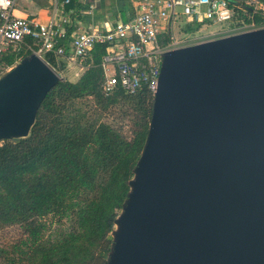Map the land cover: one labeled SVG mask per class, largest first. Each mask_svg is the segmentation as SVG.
Wrapping results in <instances>:
<instances>
[{
  "label": "water",
  "instance_id": "95a60500",
  "mask_svg": "<svg viewBox=\"0 0 264 264\" xmlns=\"http://www.w3.org/2000/svg\"><path fill=\"white\" fill-rule=\"evenodd\" d=\"M63 81L35 53L3 75L0 143ZM153 98L106 264H264V28L164 53Z\"/></svg>",
  "mask_w": 264,
  "mask_h": 264
},
{
  "label": "trees",
  "instance_id": "16d2710c",
  "mask_svg": "<svg viewBox=\"0 0 264 264\" xmlns=\"http://www.w3.org/2000/svg\"><path fill=\"white\" fill-rule=\"evenodd\" d=\"M257 1L264 5V0ZM230 5L235 20L244 11L253 14L251 20H239V25L264 28L263 12L235 2ZM79 8L78 0H70L66 10ZM205 24L189 23L183 32L196 33ZM72 32L73 28L68 29L69 37ZM28 45L1 54L0 68L10 70L33 54ZM107 49V45H97L80 79L60 82L48 94L30 138L0 143V230L17 227L22 231V238L10 249L0 245V264L107 262L115 221L146 143L154 103L145 88L135 95L121 90L104 94L102 62ZM43 59L57 72L66 67L53 52ZM116 107L128 121L124 128L102 120ZM53 220L69 221L70 227L55 238H46Z\"/></svg>",
  "mask_w": 264,
  "mask_h": 264
},
{
  "label": "built area",
  "instance_id": "2783aa9c",
  "mask_svg": "<svg viewBox=\"0 0 264 264\" xmlns=\"http://www.w3.org/2000/svg\"><path fill=\"white\" fill-rule=\"evenodd\" d=\"M19 1L0 0V55L12 47L29 44L28 49L41 58L53 52L59 59L71 58L84 67L97 45H107L108 53L102 62L106 96L118 90L135 95L144 88L151 95L156 94L163 54L181 48L182 41L174 36L175 23L181 17L188 23L213 25L234 22L236 17L230 0H134L137 9L134 19L117 22L111 28L81 29L71 40L69 56L61 45L68 40V31L55 23L43 24L35 19L16 17L14 11ZM64 3L69 4L70 0ZM246 5L255 12H263L264 16V8H260L263 5L257 0H247ZM2 76L0 71V78Z\"/></svg>",
  "mask_w": 264,
  "mask_h": 264
},
{
  "label": "crops",
  "instance_id": "0c3cea01",
  "mask_svg": "<svg viewBox=\"0 0 264 264\" xmlns=\"http://www.w3.org/2000/svg\"><path fill=\"white\" fill-rule=\"evenodd\" d=\"M78 1L80 4L78 11L71 10L68 12L66 10L67 4L64 3V0H20L14 11V14L18 18L35 19L43 24L55 23L56 26H62L67 31L68 29L73 28V32L69 39L66 40L65 46L62 45L63 42L61 44L65 50L66 47L69 48L68 51L66 50V53L67 55L71 56V40L73 36L81 31V29L89 30L94 27L111 28L117 22L131 21L135 18L137 13L134 0H89L88 3L87 0ZM246 1L247 0H234V2L241 8L250 7L246 5ZM250 8L254 9L253 7ZM260 8L263 9L264 5ZM240 17L241 18L239 20H241V22L244 20V18L251 20L253 18V14H249L247 11H244L242 14H240ZM239 20H235L234 23L237 22V25L241 26L239 25L241 23ZM243 27H252L249 30L256 29L253 24H244ZM219 32L214 33L213 35H217ZM225 36L228 35H224L222 37ZM61 59L67 64V68L69 69H73L74 65H76L77 68L79 67L81 71L80 74L70 73L75 76L74 79L76 80L78 77H81V75L84 74L83 72H85L88 69V66H90L89 64L90 60L92 59V53L83 65L84 67H80V65L72 61L71 58L68 60L65 58ZM74 79L72 82L75 81Z\"/></svg>",
  "mask_w": 264,
  "mask_h": 264
},
{
  "label": "rangeland",
  "instance_id": "374dc122",
  "mask_svg": "<svg viewBox=\"0 0 264 264\" xmlns=\"http://www.w3.org/2000/svg\"><path fill=\"white\" fill-rule=\"evenodd\" d=\"M184 17H181L179 21L175 23L174 27V36L177 41H182L180 43V47L183 48L184 46L188 47V45L192 46L195 44L203 43L206 41L214 40L222 38L224 35H231L238 34L242 32L250 31L251 28H244L243 26H238L237 22H230L227 24H220V25H213L210 23H206L202 26V28L193 34H186L183 32L184 28L189 24L187 19H182ZM254 30V29H253ZM220 31V32H219ZM219 32L217 35H213L214 33ZM223 32V33H222ZM232 34V35H233ZM186 41V42H185ZM182 45V46H181ZM178 49V48H177ZM66 67L63 71L58 70V73L62 78L65 80L71 81L74 79V75L70 74H80L81 71L79 67L77 68L76 65H74L73 69L67 68V64L65 63ZM3 75H5L9 71H4L3 69L0 70ZM84 73V72H83ZM82 76V75H81ZM80 77H78L76 80H78ZM75 80V79H74ZM75 80V81H76ZM74 81V82H75ZM122 109L120 107H116L108 112V114L104 117H102V120L115 126L116 128H124L128 121L125 120L121 115ZM125 130V129H124ZM48 222L51 221L49 218L47 220ZM70 227L69 221H64L62 224H59L56 222V220H53V225L51 229L46 234V238H55L62 230H68ZM22 238V231L20 228L17 227H11V228H4L0 230V245L5 249H10V245L14 242L19 241Z\"/></svg>",
  "mask_w": 264,
  "mask_h": 264
}]
</instances>
